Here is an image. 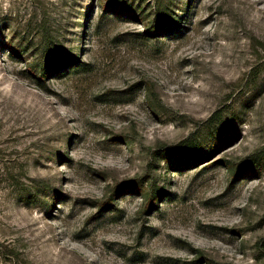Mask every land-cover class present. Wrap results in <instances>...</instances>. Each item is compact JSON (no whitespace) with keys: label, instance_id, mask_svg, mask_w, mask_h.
<instances>
[{"label":"rangeland","instance_id":"obj_1","mask_svg":"<svg viewBox=\"0 0 264 264\" xmlns=\"http://www.w3.org/2000/svg\"><path fill=\"white\" fill-rule=\"evenodd\" d=\"M0 264H264V0H0Z\"/></svg>","mask_w":264,"mask_h":264},{"label":"trees","instance_id":"obj_2","mask_svg":"<svg viewBox=\"0 0 264 264\" xmlns=\"http://www.w3.org/2000/svg\"><path fill=\"white\" fill-rule=\"evenodd\" d=\"M163 5V4H162ZM106 10H114L119 12L128 13L129 10L127 9V5H121V7L118 9H115L116 7L110 3L105 4L103 6ZM161 4L157 7L156 11V21L152 23L150 26L147 27L148 33L150 35H156V33L160 32L162 28H170V30L176 28V23L173 21V24H169L168 21V8L167 6L164 7V9H161ZM113 12V11H112ZM46 48L43 51L44 57H42L41 61L36 64V66H40L43 64V67H41V70L39 73L41 74V77H46L47 74L57 66H67L68 64H73V62L76 61L75 58H71L68 55L64 54L60 47H57L56 45H52L51 43H46L44 45ZM42 54V55H43ZM44 59V60H43ZM56 66V67H55ZM156 193V194H155ZM147 194V192H145ZM161 192H159L157 189H153L150 195V198L153 200H156L158 197H160ZM154 206V204L152 203Z\"/></svg>","mask_w":264,"mask_h":264}]
</instances>
